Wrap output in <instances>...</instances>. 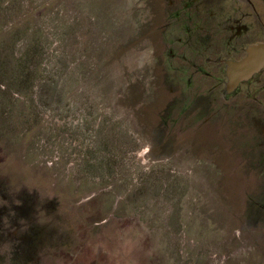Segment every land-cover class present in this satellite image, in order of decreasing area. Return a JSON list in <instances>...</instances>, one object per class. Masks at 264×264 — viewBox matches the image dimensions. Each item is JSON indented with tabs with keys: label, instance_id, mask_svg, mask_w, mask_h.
I'll return each mask as SVG.
<instances>
[{
	"label": "rangeland",
	"instance_id": "1",
	"mask_svg": "<svg viewBox=\"0 0 264 264\" xmlns=\"http://www.w3.org/2000/svg\"><path fill=\"white\" fill-rule=\"evenodd\" d=\"M205 4L0 0V264L26 224L32 264H264V142L234 151Z\"/></svg>",
	"mask_w": 264,
	"mask_h": 264
},
{
	"label": "flooded vegetation",
	"instance_id": "2",
	"mask_svg": "<svg viewBox=\"0 0 264 264\" xmlns=\"http://www.w3.org/2000/svg\"><path fill=\"white\" fill-rule=\"evenodd\" d=\"M206 6L209 12H214L215 16L205 17L211 23V26L206 29L205 38L213 40L222 29L224 38L227 40L220 50L215 51L213 57L207 56L208 64L211 66L208 74L220 81V101L227 108L228 115H230L229 111L233 110L230 117L239 124V128H232L234 132L232 140L236 141L234 151L240 153L244 160L246 153L250 154L254 150L245 142L253 145L257 141L264 142V63L258 72L241 81L234 88L230 86V64L242 63L249 57L251 49L264 47V0H209V5ZM214 19L220 20L213 22L218 23L217 27L212 25ZM218 43L220 42H216ZM201 58L205 62V57ZM256 59L264 61V52L258 54ZM197 67L193 69L199 70ZM235 115H237L236 118ZM260 145L264 146V144ZM260 151L264 156V149ZM249 162L250 160L247 162L248 165ZM0 222L1 243L4 239V235L1 236L4 233V222L3 220ZM34 226L41 227L37 224L22 225L23 228L20 230L24 236L21 241L15 243L20 245L16 251L18 260L27 261L22 264H32L30 258L38 252V244L43 242L42 231L39 236L37 233L34 234L35 231H32ZM20 243L24 247L23 250H20Z\"/></svg>",
	"mask_w": 264,
	"mask_h": 264
},
{
	"label": "water",
	"instance_id": "3",
	"mask_svg": "<svg viewBox=\"0 0 264 264\" xmlns=\"http://www.w3.org/2000/svg\"><path fill=\"white\" fill-rule=\"evenodd\" d=\"M264 52V47L253 48L249 51V57L242 63L230 64V83L231 87H236L241 81L250 78L253 74L259 71L264 61L256 59L258 54Z\"/></svg>",
	"mask_w": 264,
	"mask_h": 264
}]
</instances>
